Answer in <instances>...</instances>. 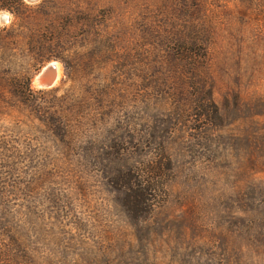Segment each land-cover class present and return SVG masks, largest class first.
Here are the masks:
<instances>
[{
	"label": "rangeland",
	"instance_id": "obj_1",
	"mask_svg": "<svg viewBox=\"0 0 264 264\" xmlns=\"http://www.w3.org/2000/svg\"><path fill=\"white\" fill-rule=\"evenodd\" d=\"M22 2L0 22V264H264V0ZM161 144L165 195L132 219L109 177Z\"/></svg>",
	"mask_w": 264,
	"mask_h": 264
},
{
	"label": "trees",
	"instance_id": "obj_2",
	"mask_svg": "<svg viewBox=\"0 0 264 264\" xmlns=\"http://www.w3.org/2000/svg\"><path fill=\"white\" fill-rule=\"evenodd\" d=\"M22 4V0H0V10L13 13ZM21 79L23 78L15 81L20 83ZM16 90H19L20 97H23L25 92L30 91L29 84H18ZM195 109L199 120L204 118L210 125L220 124L222 118L219 108L210 92L206 99L196 103ZM66 137L70 141L69 146L74 147L72 146L74 135L68 134ZM160 146L156 159L149 166L144 169L129 166L118 168L109 177L111 188L118 194L120 204L132 219L140 220L150 216L158 201L165 195L166 184L172 176L173 166L164 146L162 144Z\"/></svg>",
	"mask_w": 264,
	"mask_h": 264
},
{
	"label": "water",
	"instance_id": "obj_3",
	"mask_svg": "<svg viewBox=\"0 0 264 264\" xmlns=\"http://www.w3.org/2000/svg\"><path fill=\"white\" fill-rule=\"evenodd\" d=\"M56 73L57 71L54 62L46 64L35 77L39 81L40 89L53 87L56 78Z\"/></svg>",
	"mask_w": 264,
	"mask_h": 264
},
{
	"label": "clouds",
	"instance_id": "obj_4",
	"mask_svg": "<svg viewBox=\"0 0 264 264\" xmlns=\"http://www.w3.org/2000/svg\"><path fill=\"white\" fill-rule=\"evenodd\" d=\"M25 3H28V0H25ZM39 3V0H32L33 6ZM13 19L12 15L6 11V10H0V21L3 22V24H7L11 22ZM2 26V25H0Z\"/></svg>",
	"mask_w": 264,
	"mask_h": 264
},
{
	"label": "bare ground",
	"instance_id": "obj_5",
	"mask_svg": "<svg viewBox=\"0 0 264 264\" xmlns=\"http://www.w3.org/2000/svg\"><path fill=\"white\" fill-rule=\"evenodd\" d=\"M54 63H55V62H54ZM55 66H56V71H57V73H56V78H55V82H54V84L57 85L58 80H59V78H60V76H61V70H60V67H59V65H58L57 63H55ZM34 85H35L37 88H40V86H39V81L37 80V78H35V80H34Z\"/></svg>",
	"mask_w": 264,
	"mask_h": 264
}]
</instances>
